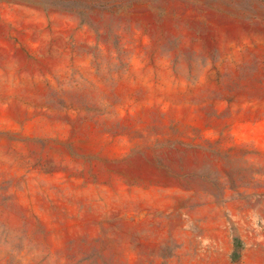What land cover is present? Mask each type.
I'll return each mask as SVG.
<instances>
[{
  "label": "rangeland",
  "instance_id": "1",
  "mask_svg": "<svg viewBox=\"0 0 264 264\" xmlns=\"http://www.w3.org/2000/svg\"><path fill=\"white\" fill-rule=\"evenodd\" d=\"M0 264H264V0H0Z\"/></svg>",
  "mask_w": 264,
  "mask_h": 264
}]
</instances>
